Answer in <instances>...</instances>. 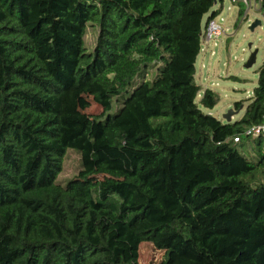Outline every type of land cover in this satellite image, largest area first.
<instances>
[{"label":"trees","instance_id":"16d2710c","mask_svg":"<svg viewBox=\"0 0 264 264\" xmlns=\"http://www.w3.org/2000/svg\"><path fill=\"white\" fill-rule=\"evenodd\" d=\"M219 2L0 0V264H138L142 243L157 264H264V134H246L264 118V43L238 120L195 102ZM76 84L101 114L65 109ZM69 149L81 168L62 184Z\"/></svg>","mask_w":264,"mask_h":264},{"label":"rangeland","instance_id":"374dc122","mask_svg":"<svg viewBox=\"0 0 264 264\" xmlns=\"http://www.w3.org/2000/svg\"><path fill=\"white\" fill-rule=\"evenodd\" d=\"M219 0L213 6L218 9ZM242 5L232 3L231 0H222L221 11L214 20L222 26L224 33L213 38L208 43L201 40V51L195 61V83L200 87L195 102L199 108L218 120L225 122L223 116L228 111H234L231 122L238 120L250 102L253 90L257 85V70L263 61L264 20L259 10L251 8L245 19L243 14L238 19V9ZM204 17L203 22L205 21ZM238 19V21H237ZM261 21L260 25L251 31L250 24L255 20ZM96 25H87L84 37L86 52L91 53L94 48L97 34ZM204 32V29H203ZM250 45V47H248ZM257 50L256 60L252 66L245 68L244 64L250 52ZM157 67L149 69L155 72ZM151 72L148 73L150 80ZM141 81L137 78L133 84L136 86ZM75 85L64 97V107L71 112H84L92 115L102 113V102L97 100L82 86ZM205 89H210L216 94L218 102L211 108H204L199 100ZM132 90L128 89L121 96L112 98L108 113H114L120 107L123 98ZM241 102L238 109L235 103ZM251 138V137H250ZM250 139H244L248 143ZM81 168L79 154L69 149L65 155L62 171L58 181L62 184L73 178ZM222 238H213L207 244L209 249L216 250L221 244ZM138 264H157L162 259V251L156 250L150 243H142L137 252Z\"/></svg>","mask_w":264,"mask_h":264},{"label":"built area","instance_id":"2783aa9c","mask_svg":"<svg viewBox=\"0 0 264 264\" xmlns=\"http://www.w3.org/2000/svg\"><path fill=\"white\" fill-rule=\"evenodd\" d=\"M232 3H236L242 5L245 9L243 11L242 18L245 19L248 10L254 8L260 11L262 17L264 18V0H231ZM224 33V30L221 25H219L214 19L207 21L206 26L204 28V32L202 35V40L206 43L211 41L213 38L219 37ZM246 134H250L252 136H258L260 134H264V118L262 123L251 127L246 131ZM233 141H237L236 138Z\"/></svg>","mask_w":264,"mask_h":264},{"label":"water","instance_id":"95a60500","mask_svg":"<svg viewBox=\"0 0 264 264\" xmlns=\"http://www.w3.org/2000/svg\"><path fill=\"white\" fill-rule=\"evenodd\" d=\"M261 21L259 19H255L249 26V29L252 31L254 29L255 26L260 25ZM250 47V45L248 46ZM256 54H257V50H254L252 52H250L248 59L246 60L244 67L248 68L250 66L253 65V63L256 60ZM234 111H228L223 118H225V122H230L231 121V117L233 115Z\"/></svg>","mask_w":264,"mask_h":264},{"label":"crops","instance_id":"0c3cea01","mask_svg":"<svg viewBox=\"0 0 264 264\" xmlns=\"http://www.w3.org/2000/svg\"><path fill=\"white\" fill-rule=\"evenodd\" d=\"M241 7V6H240Z\"/></svg>","mask_w":264,"mask_h":264}]
</instances>
